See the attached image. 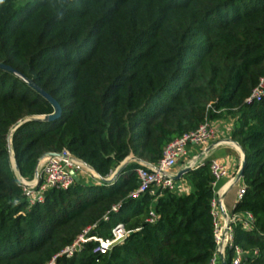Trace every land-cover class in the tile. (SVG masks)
I'll use <instances>...</instances> for the list:
<instances>
[{"label": "trees", "instance_id": "1", "mask_svg": "<svg viewBox=\"0 0 264 264\" xmlns=\"http://www.w3.org/2000/svg\"><path fill=\"white\" fill-rule=\"evenodd\" d=\"M0 264H210L216 251L210 161L181 177L190 191L131 197L138 160L204 123L230 122L245 156L244 195L232 245L240 264H264V0H0ZM66 150L101 179L133 155L115 180L74 181L31 204L19 179L34 178L46 153ZM179 180V181H180ZM177 182V181H176ZM113 207L117 211H113ZM129 233L106 254L89 241L62 251L87 229ZM231 264L233 250L226 249Z\"/></svg>", "mask_w": 264, "mask_h": 264}, {"label": "built area", "instance_id": "2", "mask_svg": "<svg viewBox=\"0 0 264 264\" xmlns=\"http://www.w3.org/2000/svg\"><path fill=\"white\" fill-rule=\"evenodd\" d=\"M264 95V78L260 80L259 85L255 88L252 93V98L260 100ZM215 138V131L210 123H204L200 125L195 131L189 132L176 139L175 141L168 144L164 150L161 159L155 165H144L140 163V168L136 169L137 179L139 185L135 191L131 193V197L136 198L140 194L149 191L151 195H155L158 191L168 189L170 191L177 190L175 181L171 179L172 169L177 165L180 158L186 157L187 149L191 145H204L208 141ZM196 161H192V167H196ZM211 173L215 179V183L221 179L229 176L228 169L225 164L218 161H211L210 163ZM85 171L90 172L93 177H96L92 169L86 166L81 160L74 157L71 153L66 150H62L55 157L45 158L39 170L38 179L33 178L32 181H25L19 179L23 193L31 204L43 201V194L50 188H68L74 181V177L71 173H83ZM92 177V178H93ZM214 183V184H215ZM244 195V185L240 187L237 193V201L241 200ZM212 208H215L213 202ZM117 211L115 207L112 209ZM214 214V211H213ZM233 219L229 220V227L227 236L222 234V229L219 223L215 220V241L216 251L210 262V264H218L217 258L219 254H223L224 249L233 250V258L231 264H240L242 259V252L238 247L232 245V229L230 226L236 222L241 223L245 228L250 227L252 222V216L248 213L235 214ZM238 215H240L238 217ZM90 228H87L75 241L74 243L65 248L62 254L67 257L72 256L77 252L84 243L93 241L97 243L95 251L100 254H105L114 244L120 243L128 235V231L125 230L122 224L115 225L110 230L109 238H101L98 236L89 235ZM224 238V239H223Z\"/></svg>", "mask_w": 264, "mask_h": 264}, {"label": "crops", "instance_id": "3", "mask_svg": "<svg viewBox=\"0 0 264 264\" xmlns=\"http://www.w3.org/2000/svg\"><path fill=\"white\" fill-rule=\"evenodd\" d=\"M211 126L215 131V138L204 145H191L188 147L186 157L179 159L177 165L172 169V174H176L180 169L189 164L191 165L192 161H196L195 165L206 161H218L225 164L229 176L214 184L215 208L213 211L215 220L222 229V234L227 236L225 235L227 234L225 224L229 223V220L236 216L233 213V209L238 202V190L243 186L242 179H238V172L241 169L243 161V152L239 145L230 138L232 130L230 122H214L211 123ZM126 160V163L133 161V155H130ZM38 170H40V166ZM75 176L77 181L85 184H96L98 180L86 182L81 173H77ZM175 184L180 194H186L190 191L189 186L181 180L175 182ZM231 226L230 228L232 229ZM226 257V249H224L223 254H219L217 263L221 264L223 260H226Z\"/></svg>", "mask_w": 264, "mask_h": 264}, {"label": "water", "instance_id": "4", "mask_svg": "<svg viewBox=\"0 0 264 264\" xmlns=\"http://www.w3.org/2000/svg\"><path fill=\"white\" fill-rule=\"evenodd\" d=\"M0 69H3V70H6V71H9L11 73H14L16 74L17 76L21 77L22 79H24L33 89H35L37 92H39L42 97H44L54 108V112L50 115H46V116H38V117H34V118H31V119H26V120H23V121H20L11 131V133L9 134V148H10V155H11V165H12V168L15 172H17L16 170V165H15V161H14V156H13V152H12V149H11V137H12V133L15 129H17L23 122L27 121V120H39V121H53L55 119H57L60 114H61V108L60 106L58 105V103L51 97L49 96L47 93H45L43 90H41L39 87L35 86L30 80H27L25 78H23L19 73H17L16 71H14L12 68L8 67V66H5L4 64H1L0 63ZM243 152V151H242ZM58 153H53V152H49V153H46L44 154L39 160H38V163H37V167H36V170H35V174H34V178L35 179H38L39 177V165L40 163L42 162V160H44L45 158L47 157H55L57 156ZM139 163L141 164H144V165H149L147 163H145L144 161H141V160H138ZM124 162L112 173V175L107 178V179H101L99 178V176L97 175V177L106 182V183H110L112 182L113 180L116 179V177L118 176V173L120 172L121 168L124 166ZM244 165H245V156H244V153H243V161H242V166H241V169L239 170L238 172V179H240L242 177V171H243V168H244ZM192 165H187L185 167H183L182 169H180L175 175H172L171 176V179L173 181H179L181 179V177L187 173L188 171H190L192 169ZM71 175L74 177L75 181H77L76 179V176L75 174L72 172ZM21 179V178H20ZM230 223H227L226 224V228L229 227ZM227 230V229H226ZM221 264H227L225 260H223L221 262Z\"/></svg>", "mask_w": 264, "mask_h": 264}, {"label": "rangeland", "instance_id": "5", "mask_svg": "<svg viewBox=\"0 0 264 264\" xmlns=\"http://www.w3.org/2000/svg\"><path fill=\"white\" fill-rule=\"evenodd\" d=\"M42 161H43V160H42ZM126 161H127V160H126ZM126 161L124 160L123 162L126 163ZM123 162H122V163H123ZM41 163H42V162H41ZM41 163H40V165H41ZM122 163H121V164H122ZM139 164H140V163H139ZM40 165H39V166H40ZM93 172H94V171H93ZM94 173H95V172H94ZM93 175H94V174H93ZM93 175H92L90 172H88V171H85V172L82 173V177H83V179H84L86 182H89V181H92V180L95 181V180H97V179L99 180V178H98L97 176H96V177H93ZM95 175H96V174H95ZM92 177H93V178H92ZM20 180H21V179H20ZM23 180H24V179H23ZM98 180H97V181H98ZM31 181H32V180H31ZM27 182H29V181H27ZM109 250H110V249H109ZM109 250H108V251H109ZM108 251H107V252H108ZM107 252H106V253H107ZM106 253H105V254H106ZM65 256H66V255H65Z\"/></svg>", "mask_w": 264, "mask_h": 264}]
</instances>
